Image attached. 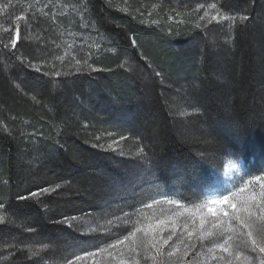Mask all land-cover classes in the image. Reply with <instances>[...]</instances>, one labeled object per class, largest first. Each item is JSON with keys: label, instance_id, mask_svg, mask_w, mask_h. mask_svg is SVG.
Masks as SVG:
<instances>
[{"label": "trees", "instance_id": "1", "mask_svg": "<svg viewBox=\"0 0 264 264\" xmlns=\"http://www.w3.org/2000/svg\"><path fill=\"white\" fill-rule=\"evenodd\" d=\"M29 1L18 0L24 19L10 27L11 11L0 8V264H56L104 248L126 227L82 236L63 219L117 221L157 198L199 203L227 159L244 162L247 178L264 173V0H179L178 23L165 19L173 0H153L149 21L143 0H56L73 4L84 37L99 41L83 67L54 56L69 18L46 10L49 0L27 9ZM197 4L249 20L237 18L220 46L195 25ZM187 108L196 114L179 119ZM107 135L116 151L92 147ZM137 148L148 168L128 179L139 171L128 166Z\"/></svg>", "mask_w": 264, "mask_h": 264}, {"label": "rangeland", "instance_id": "2", "mask_svg": "<svg viewBox=\"0 0 264 264\" xmlns=\"http://www.w3.org/2000/svg\"><path fill=\"white\" fill-rule=\"evenodd\" d=\"M69 1V0H68ZM174 2L171 3L172 10L166 11V18H168V22L175 21L174 23H178V13L176 12L175 6L176 3H178L179 0H173ZM41 3V0H30L28 3L23 4L27 9L30 8V6H36L37 3ZM71 2V0H70ZM143 8L141 11L143 14H146L145 21H149L150 16L152 15V11L157 6L156 3L153 0H143ZM28 4H30L28 6ZM155 6H154V5ZM196 4V3H195ZM42 5V4H41ZM190 5V4H188ZM200 5H203L204 7L201 8ZM211 4H197L194 9L198 11V22L195 24L198 28L202 29L205 34H209L211 30L215 32V38L214 41L217 44H220V46L225 45L226 43H229L230 41V31L232 22L228 20H220L219 18L216 20H212L211 17L216 15L217 12L225 13L220 11L217 7L211 8L209 7ZM2 6H5L6 9L9 8V14L6 19H4V23L10 27L12 24L17 22L16 17L18 16L15 12L16 10L20 11V4L18 0H0V8ZM47 6L52 7V11L55 12V14H61L63 16H67L69 18L70 24L68 25L69 28L62 32L60 30L56 31L55 39H56V45L59 47V50L57 53L54 54V56L58 55L59 61H66L68 63H75L76 66H81L86 63L91 62L90 56L91 53H93L96 50L99 49V41L93 38H85L84 32H87L85 28V24L82 20L81 14L74 9V5L67 2L65 6H63L62 1H56V0H49L48 4H44L45 9L47 10ZM148 6V7H146ZM146 7V8H144ZM145 9V10H144ZM80 11H84V7L80 6ZM176 12L175 16L171 15V12ZM208 12V16L205 17L204 13ZM16 13V15L14 14ZM230 15V14H229ZM232 16V15H231ZM203 17V19H202ZM49 19V17H48ZM13 20V21H12ZM71 22L73 23L71 25ZM2 23V21H0ZM46 38V37H45ZM44 35L41 33H35L33 35L34 41L38 43H43L47 40L45 39ZM96 52V51H95ZM128 63V62H127ZM35 65V66H34ZM33 66L37 67V63H35ZM72 66V65H71ZM71 70V67L69 66V69L67 71ZM144 76V82L147 81L148 73L144 70H139V75ZM102 110H97V113L95 112L93 114V118L95 119L96 123H98V120L102 119ZM196 111L194 109H180L179 110V119H190L195 115ZM114 116H117L113 114ZM110 116V114H109ZM111 120H119L120 122L126 121V119L123 118H114L110 117ZM104 121V120H102ZM100 142V143H99ZM92 147H96L103 151H109L114 152L116 150V147H119L117 145V142L112 140V136L107 135L105 139L96 138L95 142L92 144ZM136 149V148H135ZM132 157L130 159H133V162H130L128 165L130 168L138 169V172H134L133 174L128 175L129 178H140L141 175L144 173L148 166V162L150 160L149 156L145 158V154L142 153L143 151L141 148H137V150H133ZM236 165V167H232L231 165ZM244 162H236L232 159H227L225 162L222 176H221V182L216 184L215 186L211 187L204 195L203 199L196 204L190 205L188 207H192L194 205L200 204L202 201L208 199L209 197H218L227 194L230 192L234 186L239 185L243 179H247V177L244 176V172L246 171L247 167L243 166ZM144 168V169H143ZM257 191H259V185H256ZM54 191L53 188H50L48 192L52 193ZM154 200H160L163 201L165 198H157ZM153 200L149 201L148 203H152ZM220 207H227V204L221 205ZM175 206L171 204L166 203H160V204H154L152 208H146L143 206L139 210H137L133 215H126L119 218V220H109V218H112L109 216H91V215H73L69 218H64L63 222L66 223L67 227L72 230V232L76 231L79 233V235L82 236H90V235H107L106 232H111L115 228L120 227H126V231H133L134 228L137 225V221L139 220L141 224H147V223H156L158 220H167L169 216L175 215ZM183 211V210H181ZM0 216H3V214L0 213ZM107 219V221H105ZM112 221L111 224L108 222ZM187 221L189 226H191V222L188 220L187 216H181L176 218V224H175V230L176 235L173 237L171 241L167 245L163 246L162 252L163 255H159L156 257L155 260L152 259L154 256L155 250L149 248L147 252H145L143 249L140 250V254L137 256L131 252L128 251V249L125 246H120L118 248H108L107 251L103 253H99L95 257H85L84 260L78 261L77 264H120V261L123 260V264H180L181 255L184 251V244L180 243L181 240L184 241V243H188L191 245H195V248L190 250L189 255L187 257H184L185 264L187 262H192V264H225V261L222 259H213V253L209 252V248L214 246V239L215 238H209L203 241L201 243L199 240H197L196 236L193 235L192 237H188L187 232L185 231L184 224ZM124 222L125 224H122ZM165 230L160 233V236L163 238H167V236L170 234V230L172 229L173 225L169 222L165 225L161 226ZM95 229V231H93ZM183 233V235H181ZM141 235V234H138ZM122 237H117L118 239H123ZM116 240H113L112 242H109V244L114 243ZM108 244V245H109ZM177 244H180L181 251L177 253L174 257H169L167 255L168 251L173 250ZM107 247V246H106ZM104 247V248H106ZM37 249V248H36ZM43 250V248H40L39 250ZM64 250H67L64 248ZM31 253L33 251L31 250ZM214 255L216 257L220 256H226V254L219 252V250H216ZM245 255H251L253 258V264H260V256L257 253H250L247 250H245ZM159 262V263H158ZM56 264H64V260L59 261Z\"/></svg>", "mask_w": 264, "mask_h": 264}, {"label": "snow or ice", "instance_id": "3", "mask_svg": "<svg viewBox=\"0 0 264 264\" xmlns=\"http://www.w3.org/2000/svg\"><path fill=\"white\" fill-rule=\"evenodd\" d=\"M200 7L203 8L204 6L200 5ZM209 7L216 8V5L211 4ZM0 11H3V9H0ZM208 15V12L204 13L205 17ZM218 18L231 21L232 23H235L237 18L241 23L249 20L247 15L236 17L219 11L211 17L212 20ZM16 19L23 20L24 16H17ZM16 38H19L18 26ZM12 46H16L15 41H13ZM121 138L124 139V137ZM231 166L236 167L234 164ZM256 185H259V191H257ZM57 187L59 186L57 185ZM41 191L46 193L49 189L44 188ZM32 195L35 196L37 193L33 192ZM20 199H26V197L21 196ZM160 203L174 205L176 209L175 215L169 216L167 220H158L156 223L141 224L138 220V226L133 231H128L123 239H118L114 243L107 245L106 248H100L97 251L81 250L77 252L73 250L65 257L64 264H77L78 261L84 260L85 257H95L99 253L107 251L108 248L115 249L122 245L137 256L140 254L141 249L145 252L149 248L154 249L156 255L152 259L155 260L156 256L163 255V246L167 245L176 235V218L185 215L191 222V226H189L187 221L184 224L188 237L195 235L201 243L206 239L215 238L213 241L214 246L209 248V252L213 253V259H222L225 264H253L252 256L245 255V250H247L250 253L259 254L260 264H264V173L249 176L247 179H243L239 185L234 186L227 194L209 197L192 207L170 199L163 201L154 200L152 203H147L145 207L152 208L154 204ZM225 204H227L226 208L220 207ZM3 222L4 217L0 216V223ZM169 222L173 227L167 238H163L160 233L165 229L161 226ZM108 223L111 224L112 221ZM180 243L184 244L180 264H185L183 258L189 255L190 250L194 249L195 245L184 243L183 240ZM216 250L226 254V256L216 257L214 255ZM180 251V244H177L173 250L168 251L167 255L174 257ZM32 254L37 255V252ZM120 264H123V260L120 261ZM187 264H192V262H187Z\"/></svg>", "mask_w": 264, "mask_h": 264}]
</instances>
